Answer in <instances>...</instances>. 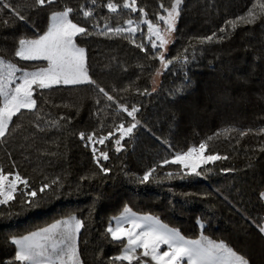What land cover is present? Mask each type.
<instances>
[{"label":"trees","instance_id":"obj_1","mask_svg":"<svg viewBox=\"0 0 264 264\" xmlns=\"http://www.w3.org/2000/svg\"><path fill=\"white\" fill-rule=\"evenodd\" d=\"M3 2L26 19L0 8V58L23 69L45 65L15 57L18 40L43 34L52 12L71 7L70 19L91 33L76 37L86 50L89 75L116 103L92 84L57 86L37 90L35 111L22 110L13 118L0 139V168L19 173L29 188L18 185L15 200L0 205V264H18L12 239L71 216L84 222L78 236L82 264H127L114 259L124 242L113 241L106 231L126 207L159 218L186 238L223 241L250 264H264V237L257 228L264 223V18L235 30L227 23L258 0H183L165 56L172 63L155 91L151 81L160 67L159 50L146 41L143 17L124 9L123 0H112L120 5L116 13L108 11L109 0H55L45 7L35 0ZM161 3L171 6V0H137L154 23L156 13L165 15ZM81 9L93 15L86 18ZM129 19L139 24L134 37L97 34L106 23L126 28ZM141 43L145 51L136 46ZM117 104L139 109V123L121 141L120 151L115 129L133 121ZM225 128L235 131L226 138ZM80 133H94L93 142L81 140ZM109 133L104 145L95 142ZM205 141L208 153L228 159L202 166L199 176L185 175L177 164L161 166ZM93 147L96 156L107 152L108 159L100 160L107 173L97 166ZM153 168L149 180L141 182ZM42 184L52 187L38 193V206L23 204V193Z\"/></svg>","mask_w":264,"mask_h":264},{"label":"snow or ice","instance_id":"obj_2","mask_svg":"<svg viewBox=\"0 0 264 264\" xmlns=\"http://www.w3.org/2000/svg\"><path fill=\"white\" fill-rule=\"evenodd\" d=\"M53 3L55 0H35V4L40 7ZM92 3L95 4L96 0H92ZM182 3L183 0H171L170 7H165L161 3L159 7L166 15L156 13L157 22L155 23L148 18V13L143 7L137 6V0H123L122 7L130 9L132 12L138 11L143 17L142 23L147 26V39L153 50L158 48L166 50L168 44L172 42V33L176 30ZM106 7L109 12L116 13L120 5L109 0ZM0 8L9 9L20 20L26 19L3 0H0ZM73 11L71 7L66 6L60 11L52 12L50 23L43 34L36 38L18 40V46L14 52L15 57L21 61H44L46 66L29 71L0 58V139L6 135L9 126L13 123V118L20 115L22 110L35 111L37 101L34 97L37 90H50L57 86L92 84L99 89L100 93H103L107 100L116 103L113 96L104 88L96 85L89 75L86 50L78 46L76 37L91 33L70 19ZM81 11L86 18L93 15L91 10L81 9ZM261 18H264V0H258L257 4L250 8L245 15L227 23L235 30L241 23L252 25ZM160 22H163V27ZM138 29L139 24L133 26V21L129 19L126 28H113L106 23L104 29L97 34L108 35L111 33L118 36L128 33L130 37H134ZM220 31L224 32L225 28H221ZM212 40L213 36L206 38L208 42ZM136 46L142 51L146 50L142 43ZM156 58L165 69L172 63L171 60L165 58L163 51ZM117 107L120 111L127 113V116L131 117L133 121L128 126L120 123L115 129L119 133V137L114 143L116 150L120 151L121 141L131 135L139 123L136 118L139 109L135 105L130 109L119 104ZM232 131L235 129L225 128L223 134L227 138V135ZM79 135L81 140L87 139L89 142H93L95 134L87 137L84 133ZM216 135L219 136L221 133L218 132ZM240 135L244 136L247 133L241 132ZM111 136L112 133L100 136L95 142L104 145ZM211 139L212 137H209V140ZM208 148L207 141L201 142L198 146L176 153L171 160H163L161 166L169 163L177 164L186 170L185 175L199 176L202 173L198 169L202 166L228 159L227 156H221L218 153H208ZM92 152L101 172L107 173L109 170L100 165L101 159L105 161L108 159L107 152L101 151L100 155L96 156L97 149L95 147L92 148ZM153 172H155V168L146 172L141 178V182H147ZM167 176L172 177L173 173L169 172ZM52 183L59 182L53 181ZM18 185H23L24 189L29 188L28 180L21 177L19 173L6 174L0 168V205H8L10 201L15 200ZM51 187V184H42L38 190L24 192L23 194L27 198L22 203L30 207L38 206L36 201L38 193H45ZM260 198L264 200V192L260 193ZM115 219V227L109 224L106 231L113 241L126 242L123 244L122 254L114 257L115 260L127 261V264H133V261H139L140 264H250L246 257L238 254L223 241L216 242L203 235L199 239H187L179 230L162 223L155 216H137L126 207L123 214ZM197 223L200 222L197 221ZM83 227L84 222L81 219L71 216L28 235L14 238L11 241L16 248L14 259L18 264H82L78 252V236ZM257 228L261 236L264 237V224L257 225ZM162 248L166 250L161 251Z\"/></svg>","mask_w":264,"mask_h":264},{"label":"rangeland","instance_id":"obj_3","mask_svg":"<svg viewBox=\"0 0 264 264\" xmlns=\"http://www.w3.org/2000/svg\"><path fill=\"white\" fill-rule=\"evenodd\" d=\"M165 15H166V13H165ZM49 23H50V17H49ZM161 27H163V23H162V25H161ZM174 35H175V32L174 33H172V42H173V40H174ZM154 39V38H153ZM146 41H148V39H147V34H146ZM149 42V41H148ZM172 42H170L169 44H168V46H167V48H166V50L165 49H159L158 48V53H157V57H158V55H159V53L160 52H164V55L166 56V53H167V51H168V48L170 47V45L172 44ZM6 61V60H5ZM44 62V61H43ZM46 63V62H45ZM42 66H46V64L45 65H42ZM41 66V67H42ZM39 68V67H38ZM35 69H37V68H35ZM35 69H25V70H29V71H32V70H35ZM166 69L165 68H163L162 67V65H161V63H160V67H159V69L157 70V72L154 74V76H153V78H152V81H151V89H152V91H155L158 87H159V84H160V81H161V77H162V74H163V72L165 71ZM157 73H159V74H157ZM17 75H19V74H17ZM132 212V211H131ZM132 213H135V212H132ZM123 213H121L118 217H120L121 215H122ZM137 216H145L144 214H137V213H135ZM117 218V217H116ZM65 219H67V218H65ZM161 221V220H160ZM162 222V221H161ZM163 223V222H162ZM115 224H116V219H113V221H112V226L113 227H115ZM165 224V223H164ZM264 224V223H263ZM170 227V226H169ZM38 231V230H37ZM186 238V237H185ZM200 238V237H199ZM199 238H195V239H199ZM187 239H190V238H187ZM124 243H126V242H124ZM163 250H166L165 248H162L161 249V251H163ZM138 251H140V250H138ZM144 259H147V258H144ZM136 262H139V261H136ZM18 263V262H17ZM139 264H140V262H139Z\"/></svg>","mask_w":264,"mask_h":264}]
</instances>
